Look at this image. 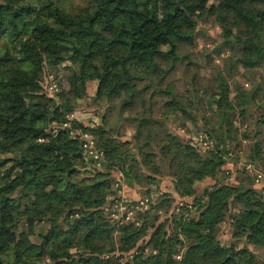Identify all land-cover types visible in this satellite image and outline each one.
<instances>
[{
	"label": "trees",
	"instance_id": "1",
	"mask_svg": "<svg viewBox=\"0 0 264 264\" xmlns=\"http://www.w3.org/2000/svg\"><path fill=\"white\" fill-rule=\"evenodd\" d=\"M203 17L222 29L207 57L234 52L214 85L183 52ZM63 62L73 78L51 95L46 69ZM258 67L264 0H0V264H264V186L246 166L234 180L224 167L243 159L264 173V74L248 73ZM91 82L108 106L86 125L70 114ZM170 116L211 145L171 130ZM122 182L151 202L118 222Z\"/></svg>",
	"mask_w": 264,
	"mask_h": 264
},
{
	"label": "rangeland",
	"instance_id": "2",
	"mask_svg": "<svg viewBox=\"0 0 264 264\" xmlns=\"http://www.w3.org/2000/svg\"><path fill=\"white\" fill-rule=\"evenodd\" d=\"M74 4H79V0H71ZM221 32L222 29L217 22V20L214 17H203L202 19L199 20V24L197 27V30L195 31L196 35V45L194 48H184L183 52L192 55L196 61L199 62L200 66H204L201 69H198L199 71L197 72V69H194L193 72L197 74V76L201 79L205 80V84L211 83L215 84L214 82H210V80H207L209 77L211 78L216 71L219 68L225 67L223 64L224 59L228 58L230 55H232L234 52L231 51L230 48L225 47L223 51L220 54H213L212 57H207V54L210 52L214 51V48L218 45V42H220L221 38ZM103 65H100V70L103 71ZM188 74H192L191 72L187 71ZM248 73L253 76L255 80L258 81L260 79L261 75L264 74V69L262 67H258L256 69H251L248 70ZM73 78V72H72V67L69 62H63L61 63L57 68H47L46 73H45V84L49 85L52 82L57 83L58 88L62 89L67 88L69 81ZM204 82V81H202ZM183 81H179V84H182ZM204 84V85H205ZM246 86H249V83H245ZM202 86V85H201ZM181 89H183V86H181ZM96 90V82H91L89 85V94L87 97L79 99L76 103L77 109L75 112L70 114V118L73 120H80L86 125L94 124V123H99L101 122V114L105 111V109L108 106V102L102 101L99 102L98 100H94L93 95L95 94ZM49 94H56L52 91H48ZM211 92L208 91L206 98L207 102L209 103L211 101ZM117 102V100H116ZM208 110L210 111V105H208ZM211 112V111H210ZM112 118H115L114 113H112ZM169 121V128L178 134H180L184 138H189L191 139L192 142L198 143L199 147L202 149L206 148V145L204 143V138L205 136L203 135L204 133L202 132L201 128L198 126L194 125L193 123H187L186 126H182L179 121L176 120L175 117L170 116L168 118ZM125 131H126V136L130 137L133 133L131 125L128 123L125 124ZM252 128L250 129V131ZM242 144L244 147L248 143V139H242ZM229 145H231V142H229ZM242 145V146H243ZM243 149L241 150V152ZM244 151L242 152V154ZM248 162H245L243 159L240 160L238 164H235L233 161L227 162L224 167L226 169H229L232 171L231 177L228 178L230 180L235 179L236 171L235 169L237 167H243L246 166L248 169L249 173L255 175V170H251L249 167H247ZM113 179H121L123 178L122 173H120L117 170H114L112 172ZM212 179H208L206 183L212 182ZM204 183L199 184V189L203 186ZM172 185V182L169 178H164L161 182V188L167 189L170 188ZM257 187H262L264 186V176L260 178L259 180L256 179V184ZM117 184H114V187H116ZM119 193H123L124 195L130 197L132 200L140 197L143 195V193L140 191V187H130L128 186L125 182H122V188L118 190ZM185 199H192L191 197H186ZM180 199H177L179 201ZM110 212H111V207H110ZM109 212V215H110ZM161 215H164L166 213L165 209H162L159 211ZM135 214H133V218L130 220H133L135 218ZM137 224L141 223V218L136 217ZM219 235L222 238V240L226 242H230L233 238L231 237L230 233L228 232L226 226L222 225L219 229ZM262 263H264V258L262 259Z\"/></svg>",
	"mask_w": 264,
	"mask_h": 264
},
{
	"label": "built area",
	"instance_id": "3",
	"mask_svg": "<svg viewBox=\"0 0 264 264\" xmlns=\"http://www.w3.org/2000/svg\"><path fill=\"white\" fill-rule=\"evenodd\" d=\"M50 90L53 92H57L59 90L57 83L52 82L49 86ZM84 146L87 149L89 155H91L97 164H101V160L103 159V153L100 151L92 138L91 135L84 133ZM204 143L206 147L211 145L210 141L207 138H204ZM247 167L251 170H255L256 179L259 180L264 176V173L259 169L255 164L248 163ZM121 189V188H120ZM151 202L150 195H142L134 200L130 197L120 193V197L115 200V202L111 206L110 217L114 221L123 222L132 219L133 214L137 212L138 209H143L149 205Z\"/></svg>",
	"mask_w": 264,
	"mask_h": 264
}]
</instances>
